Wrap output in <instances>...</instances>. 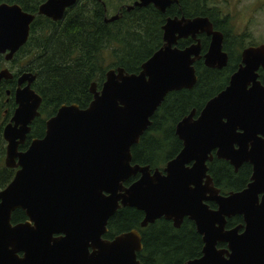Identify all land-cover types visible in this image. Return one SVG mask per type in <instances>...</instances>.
<instances>
[{"label":"water","instance_id":"obj_1","mask_svg":"<svg viewBox=\"0 0 264 264\" xmlns=\"http://www.w3.org/2000/svg\"><path fill=\"white\" fill-rule=\"evenodd\" d=\"M74 3L47 0L37 16L59 22ZM173 3L139 0L128 10L152 4L164 13ZM34 19L17 5H0V56L6 63L26 44ZM161 30L162 46L138 74L108 71L99 92L91 85L93 99L86 109L62 106L46 121L44 137L33 140L25 152L18 149L39 117L41 98L31 88L34 75L24 73L17 79L16 109L2 131L5 168L16 172L0 191V264H140L133 254L136 232L108 245L99 240L120 207L144 212L148 224L161 218L174 228L185 217L194 222L204 234V255L184 264H264V197L261 205L256 203V191L264 195V160L241 143L264 130V88L257 82V71L264 73V45L244 50L243 68L231 77L225 92L207 102L196 119L192 112L176 125L182 149L166 164L164 175L155 171L150 177L147 168L131 167L130 150L168 94L196 85L193 66L201 59L197 37H211L203 57L206 68L222 70L228 62L222 36L213 32L207 18L169 19ZM187 39L194 44L179 49L178 42ZM12 78L7 69L0 70V83ZM213 150L231 166L256 162L245 191L224 199L213 189L205 165ZM138 173L141 180L124 188L123 183ZM208 201L217 211L203 205ZM17 210L24 212L26 223L11 224ZM234 216L243 217L241 234L240 228L223 230L225 219ZM218 241L227 243V259L215 249ZM123 246H130V256ZM88 247L98 252L90 254Z\"/></svg>","mask_w":264,"mask_h":264},{"label":"trees","instance_id":"obj_2","mask_svg":"<svg viewBox=\"0 0 264 264\" xmlns=\"http://www.w3.org/2000/svg\"><path fill=\"white\" fill-rule=\"evenodd\" d=\"M43 1L0 0V5H17L23 12L35 16L26 44L11 62L6 63L0 56V69H8L13 76L11 81L0 84V191L15 175L14 170L6 169L4 165L2 131L16 109L13 94L17 76L29 73L36 77L32 90L41 98V106L39 118L32 123L27 141L40 139L44 136L45 122L53 118L62 106L76 105L80 110L86 109L93 99L90 93L92 84L100 89L106 73L116 68L129 74L138 73L140 66L161 46L160 26L165 17L154 10L136 9L119 22L105 24L102 7L90 3L89 7L68 10L62 21L54 23L37 16V8ZM183 1L188 4L185 16H207L215 26L218 24L220 31H224L226 39L229 37L235 41V35L228 33L231 29L229 18L208 16L204 9L198 7L202 3L207 5L208 0H195L197 5L194 7L190 6L193 0ZM245 38L236 37L239 40ZM187 43L190 45V42H181L178 47L185 48ZM224 47L226 49V45ZM239 48L240 45L232 47L233 55ZM196 77L197 83L191 91L172 93L165 98L151 119V126L138 145L132 148L134 164L153 169L174 158L181 150V143L174 134L176 124L192 110L199 112L219 89H223L228 79L224 73L204 69L201 65L196 68ZM218 166L227 177L222 181L226 179L229 189L232 185L228 180L233 178V171L223 162H219ZM243 170L245 172H241L239 177L247 179L248 170ZM140 219L141 215L134 210H120L110 221L109 228L111 231L127 230L137 226ZM24 220L26 218L21 211L11 216L13 225ZM186 227L189 229L188 224ZM153 228L156 229L150 232L153 236L144 243L149 256L141 254L142 263L181 264L185 260L182 253L192 243L187 230L184 227L174 230L171 224L163 221H158L149 230ZM155 254L157 257H154Z\"/></svg>","mask_w":264,"mask_h":264},{"label":"flooded vegetation","instance_id":"obj_3","mask_svg":"<svg viewBox=\"0 0 264 264\" xmlns=\"http://www.w3.org/2000/svg\"><path fill=\"white\" fill-rule=\"evenodd\" d=\"M46 1L47 0H44L38 6V8L41 5H43L44 3H46ZM121 1H123V0H121ZM121 1H119V2H121ZM138 1L139 0H126L125 3H118L117 5L112 6L111 4H112V2H114L113 0H99V1H94V0H75L74 5H72L71 7L67 8L65 10L63 17L65 16V13L68 10H70V9H74V8H78L79 9V8H82V7H89L90 6V3H94V4L100 5L102 7L103 13H104V15H103V23H105V24H113V23L119 22V21L123 20L124 17H126L127 15H129L130 13H132L133 11H135L136 9L139 10V9H147V8L148 9H151V10H154L158 14H161L162 16L165 17L162 26H160V30L165 25L166 21L169 20V19H181V18L194 19V15H188V16H185L184 15V12L187 10L186 8H188V7H186V6H188V4H184V1L183 0H175L176 3L170 4L167 7H165L164 13L159 12L157 9H155V7L152 4H149L146 7H142V8H136L135 7L132 10L129 11L128 8L133 7L134 4L137 3ZM208 2H207V5H205V3H202V6L199 5L198 7L204 9L203 11L208 16H217V17L222 16L221 13L219 12V10L209 7ZM196 5H197L196 4V1L193 0L192 5H190V6L191 7H194ZM110 12H112L113 14L110 15ZM225 17L230 18L227 15V16H224V17H220V19H224ZM195 18H207L210 21V23L213 26V32L214 33H218V34H220L222 36V52L225 53L227 55V58H228L227 65L222 70H216V69H208V68H206L205 65H204L203 57L205 56V54L208 51V48H209V45H210V42H211V37H206L204 35H200V36L197 37V40L200 41V47H201L200 57H201V59L199 61H197L194 64V66H193L194 67V70H195V74H196V68L198 67V65H201L204 69L211 70V71H214V72H217V73H224L228 77L226 84L223 85V89H219L218 92H216L215 95L211 99H209L207 101V102H209L210 100H212L213 98H215L219 94L225 92V90L229 86V82H230L231 77L234 74H236L239 71L240 68H243V63H242V53H243V51L246 50V49H248V48H251V47L256 48L258 46L252 45L250 43H247L246 40L236 39L237 36H235V41H232L234 39L233 38L231 39L229 37L226 39L225 38L224 31L223 30L220 31L218 24H217V26H215L207 16L206 17H201V15H199L198 17H195ZM111 19H113L112 22H110V23H106L105 22V21H108V20H111ZM54 23H56V22H54ZM225 31L227 33V30L226 29H225ZM228 33H231V34L235 35L233 33V30L231 31V29L228 31ZM244 41H245V45H244ZM181 42H184V43L185 42H190V45L187 43L188 45L185 48H181V50L186 49V48H188V47H190L191 45L194 44V42L191 41L190 39L181 40L180 42H178V45L181 44ZM162 44L163 43H162V30H161V46H162ZM224 45H226V49H225ZM237 45H240L239 51L236 52L233 55V53H232V47L233 46H237ZM116 69H121V68H116ZM116 69H112V70H116ZM125 73L126 74H129L127 72H125ZM138 73H136V74H138ZM21 75L22 74H20L19 76L16 77V80H15V90L17 89V79ZM129 75H133V74H129ZM257 75H258L257 82H259L260 85H261V87L264 88V78H263L264 77V73H263V71L262 70L257 71ZM2 82H9V81H2ZM104 82H105V79H104ZM24 86L25 85L23 84L21 86V88H23ZM95 86H96V91L99 92L102 85L100 86V89L97 88V85H95ZM31 88H32V86H31ZM250 88H251V85H249L248 87H246L247 90H249ZM182 91H187V90H182ZM189 91H191V90H189ZM179 92H181V91H179ZM173 93H177V92H173ZM170 94H172V93H170ZM207 102L204 104L203 108L205 107V105L207 104ZM163 103H164V101H163ZM263 103H264V101H263ZM162 104H161V106H162ZM160 107L158 108V110L160 109ZM203 108H201L199 112H197L196 110H192L186 117H188L192 112H194L195 113L194 114V119H196L198 117V115L200 114V112L203 110ZM38 113H39V110H38ZM186 117H184V118H186ZM184 118H182L181 121ZM151 119H150V126H151ZM175 128H176V126H175ZM239 133L242 134L241 132H239ZM44 134H45V131H44ZM174 134H175V130H174ZM42 138H40V139H42ZM40 139H32L30 141H27V139H26L25 144L23 146L19 147L18 151L19 152H25L27 150L29 144L33 140H40ZM253 141L255 143V145L253 146L254 148L252 147V143H251ZM241 143H246L247 151H249V150L252 149V151L255 152L256 154L261 153L262 154V157L261 158L264 160V130L256 132V134H255V136H254L253 139H246V140H243ZM25 146H26L25 150H20V148H23ZM132 148L130 150V153L132 151ZM233 148L235 150V149L238 148V146H233ZM181 149H182V144H181ZM216 152H217L216 150H213V151L210 152V155H208V157H210L211 160L209 162H206V164H205L206 165V168H207L206 175L211 180V185H212L213 189L218 192V195L221 198H224V199L227 198L230 195L240 194L243 191H245L247 189L248 185L251 184V176L253 175V167H254V164L256 162H253L252 164H250L248 162L247 163L244 162V163H241V164H239V165H237L235 167V166H231L228 162H225L223 160H219L217 158V156H216ZM174 158H172L171 160H168L167 162L164 161V163L159 168H153L152 169L149 166H140L138 164H134L133 159H132V154H131V163H130V165H131V167H139V168H142V169L147 168L148 171H149L150 177L153 175V173L155 171H158L159 173H161V176H162V175H164L162 172L165 169L166 164L168 162L172 161ZM219 162H223V163L227 164L232 169V171H233V178L230 179V180H228V183L232 185V187H230L229 189L226 186V184H227V181H226L227 177L223 173L222 169L219 168V166H218V163ZM244 168H246L248 170L247 179H244V178H240L239 177L240 173L244 171L243 170ZM141 178H142V176L138 173L136 176L131 177L129 180H127L125 183H123V187L127 189L131 185H133L134 183L139 182L141 180ZM224 178H226V179L224 181H222ZM204 183H205V180L202 181L201 187L204 186ZM263 197H264V195L262 193H259V192L256 191V203H257V205H261ZM203 205H205L206 207H208L209 210L212 211V212H215L218 209L217 206L215 205V203H213L211 201L204 202ZM127 209L134 210V211L138 212L141 215L140 222L137 224V226L129 227V229H127V230L111 231L110 228H109V226H110V221L112 220V218L116 215V213L118 211H120V210H127ZM17 211H20V210H17ZM25 218H26V216H25ZM27 221H28V219L26 218V220H24L23 222H20L18 224H24ZM158 221H163V222H166V223L171 224V226H172V228L174 230H181L184 227L187 230V232L189 233V237L192 239V243L190 244V246L188 247V249H186L184 251V253H182L183 254V257L185 258V260L181 264H184V263L189 262V261H197V260H199L200 258L203 257V255H204L203 249L205 247L204 234L199 233L197 231V227L195 226V223L192 222V221H190L187 217L183 218L182 223L177 228H174L172 222L164 221L163 218H161L160 220L155 221L153 224H150V223L148 224V222H146V214L144 212H140V211H137V210L131 209V208H121L120 207V209H118L114 213V215L107 220L106 226H105V232L102 233V234H100L99 240L102 241L103 243H106L108 245L109 243H112L118 237H122V236L127 235V234H129L131 232H136V234H137V246H135V248L133 250V254L135 255V261L139 262L140 264H143L140 255L142 254L143 257H144V255L145 256H149V251L145 249L144 243H147V241H149V239L153 236V235H150V232H152V230H156V229L155 228H153L151 230H149V229H150L151 226H153ZM144 222H146V224H144ZM18 224H15V225H18ZM186 224H188V228L189 229H187ZM135 227H137V228H135ZM244 227H245V224H244V221H243V217L242 216H234V217H231L229 219H225V225H224L223 230L224 231H229V230H235V229L240 228V230H238V234H241L244 231ZM90 243H92V242H90ZM138 243L140 244V249L139 250H138ZM148 247H149V249H151V247L149 245H148ZM122 249H123L126 257L130 256V252H131L130 251V246H123ZM215 249L218 250V251H222L223 257L225 259H227V253H230V251L228 249L227 243L218 241L215 244ZM87 251H88V253L92 254L93 252H98V248L97 247H94V249H92L91 247H88ZM154 257H157L156 254L154 255ZM126 264H128L127 260H126Z\"/></svg>","mask_w":264,"mask_h":264},{"label":"rangeland","instance_id":"obj_4","mask_svg":"<svg viewBox=\"0 0 264 264\" xmlns=\"http://www.w3.org/2000/svg\"><path fill=\"white\" fill-rule=\"evenodd\" d=\"M112 6L126 0H113ZM121 1V2H119ZM209 7L229 16L231 31L237 37H246L247 43L264 45V0H208ZM113 14L110 12V15ZM246 43V44H247ZM245 45V41H244Z\"/></svg>","mask_w":264,"mask_h":264}]
</instances>
